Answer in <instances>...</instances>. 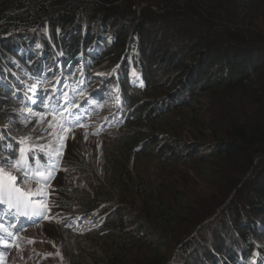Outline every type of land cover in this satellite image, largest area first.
<instances>
[{"label": "trees", "instance_id": "16d2710c", "mask_svg": "<svg viewBox=\"0 0 264 264\" xmlns=\"http://www.w3.org/2000/svg\"><path fill=\"white\" fill-rule=\"evenodd\" d=\"M123 16L132 25L127 34ZM164 16L172 19L169 28L175 29L178 42H172L170 52L150 47L156 41L150 24ZM104 37L110 38L108 45ZM36 47L41 48L40 56ZM131 47L139 56L141 87L131 84L128 64L121 62ZM92 48L112 55L108 69L121 67L108 73L104 82L106 89L116 86L120 91V117L113 115L100 128L101 134L114 129L119 133L111 138L110 148L89 163L79 161L75 151L69 157L64 151L58 157L60 169L48 178L55 185L64 168L86 176L90 183L87 190L60 186L58 181L55 191L59 195L55 198L54 191L51 198V207L64 213L59 224V254L65 263L264 264V0H0L2 80L10 78L4 72L12 61L33 74L43 66L51 68L52 77L58 70L54 65L57 54L63 57L64 68L67 62L83 58L81 71L90 77L98 73L95 67L101 72L98 58L88 55ZM158 72L166 77L159 84L153 76ZM200 96L221 106L219 123L211 125L217 131L209 132L213 145L202 143V137L179 155L178 144L172 145L178 141L174 138L178 130L168 129L170 122L182 120L193 127L197 122L211 131L200 112L187 116ZM138 97L156 100L140 104ZM18 102L12 90L0 88V130L8 137L0 141V158L14 155L19 159L23 147L27 167L41 168L53 154L51 148L30 139L20 145L16 141L26 136L27 129L15 123L13 133L4 125L5 113H14ZM9 143L11 151L6 150ZM205 145L208 154L193 158ZM30 147H35L36 159ZM189 159L198 165L202 176H195L203 183L218 178L227 186L219 190L218 207L193 222L194 229L208 224L218 228L208 236L204 230L192 234L193 229L181 239L176 230L182 217L191 213L186 210L196 203V197H177L179 183H168L166 172L174 169L170 175L176 176L179 160ZM217 160L223 164V176L211 167ZM255 165V174L245 178ZM228 199L220 217L217 214L209 220ZM131 211L134 219L128 221L124 215ZM67 214L91 221L88 231L92 232L86 239L92 252H85L82 237L66 228ZM149 224L153 230L148 233L145 226ZM169 241L174 247L180 245L176 252L171 251L172 244L164 245ZM259 242L261 249L255 246ZM163 247H168L165 253Z\"/></svg>", "mask_w": 264, "mask_h": 264}, {"label": "rangeland", "instance_id": "374dc122", "mask_svg": "<svg viewBox=\"0 0 264 264\" xmlns=\"http://www.w3.org/2000/svg\"><path fill=\"white\" fill-rule=\"evenodd\" d=\"M123 21H125L123 24L124 29H128L126 31L127 34L132 29V25L128 23L130 21L126 20V16H123ZM171 22L172 19L169 16H164L163 18L155 19L152 21V23L150 24V27L152 28L149 31L151 32L150 34L154 32L156 33V41L150 44L151 49L153 48V50L155 51L166 50V52H170L173 50L172 42H177L175 41V39L177 38L174 35L175 29L169 28ZM85 28L86 26H84V29ZM94 28L95 27L92 25L93 31ZM44 33L46 35V28L44 30ZM46 38L49 39L47 35ZM104 40L107 41V45L110 43V38L105 39L104 37ZM39 48L40 47H36V50H38ZM54 50L58 51L56 49ZM133 51L134 49H132L131 47L129 53L124 56L121 62L124 61L128 64L131 84L137 87H141L142 83L137 66L139 56L134 55ZM106 53H108V50H106ZM88 55L92 58H98L97 62H100L99 67L101 69L100 72L96 69V67L93 68V70L98 73L93 74L94 76L90 78V80L93 81V85L90 88H87L85 84H82V79H75V75L80 69V62H73L68 66L67 69H62V71H59L55 75V80L53 82H49L48 78L46 77H42L40 79L36 78V82H34L32 85H28L27 82V86L24 87L23 96L26 101H28L29 97L33 96L34 91L38 92L39 97L41 98L48 96L53 99H60L62 97V94H67L66 98L69 101H77L79 105L78 108L73 107L71 103L69 104V108L71 109L73 116H75L76 113H79L78 126L71 129L64 128L62 130L61 126L63 124V120L60 117H57L55 121H53L51 115L45 117L43 120L40 121V123H37L40 118L31 114L27 115L28 113H30L27 105H25V103H18L14 108V113H5L4 115V125L6 129L14 133L15 128H17L14 127V124L20 123L22 128L27 129L25 135L33 142L41 143L43 147L51 148L56 151L59 155H62L65 151L68 153V157L71 155V152L75 151L77 154H79V157L77 159L79 161H85L86 163L92 162L93 159H96V157L100 155L104 149H109L111 146L110 143L112 139H114L117 133L119 132L114 129L110 131V134L108 135H106L107 132L101 134L100 127L103 124V121L107 119L110 114L115 112L114 107H116V103L114 93L118 92V88L116 86H113L112 89H108L106 92H104L98 87V85L101 84V81L105 82V78L108 73L112 71H118L121 67L120 64H117L114 69H108L112 66L111 64H107L108 57H111L112 55L106 54V56L98 48H92ZM185 63L188 64L190 62H188L187 60ZM20 66L21 65L19 63L12 61L11 64L8 66L7 71L4 73L6 75H8V73H11V77L13 79H23L24 76L20 73ZM153 68L154 67H152V69ZM153 76L155 82H158V84L162 83L166 79L162 72H158ZM0 88L3 87L0 85ZM111 91H113L114 93H111ZM150 99H152V101L156 100V98L147 99L138 97L137 101H140V104H142L143 102H147ZM212 103L213 102H211V100L202 98V96L198 97L196 101L190 106L189 111H187V116L192 115L194 117L196 116V113L199 114L200 112V115H204L206 125L208 124V126L210 127L211 125H217L219 122H217L216 119L218 118V115L220 113L221 106H213ZM43 111L44 109L42 107H39L37 112ZM185 113L186 112L181 113L179 117H181L182 119V117L185 116ZM15 116H17L18 120L15 119ZM179 117H176V119H179ZM49 123L52 124V127L49 130L51 133L50 135L43 132L44 129L48 128ZM191 125H193V123ZM191 125L186 124L182 120L179 123L175 124H172L171 122L169 123L168 129L175 128L178 130L177 135H173L174 138L178 141L172 142V145L175 146L176 144H178L176 147L178 148L177 153L179 155L183 154L186 149L190 150V148H192V144L200 143V138L202 137H204L205 140L202 141V143L207 144L208 147L209 145H213V139L209 136V132H216V127L214 129L211 127V131H208L206 129H202V127L199 126L197 122L196 127H193ZM42 135L43 138H40ZM206 147L207 146L205 145V149H203L199 154L194 155L193 158L199 157V155H207L208 147ZM56 163V161L49 163V169L56 168ZM92 164L93 163H90L89 165ZM256 165L253 170L246 175L245 178H248V176L255 174L256 167L258 166ZM0 167H2L5 172L9 173L12 176H16L18 178L23 177V174L21 172H17L16 169L10 167L7 164L0 165ZM211 167L213 168V171L215 173H220V175L222 176L224 175L225 171H223L222 169L223 164L220 162V160L213 161V165ZM175 168L177 169V172H180L176 176L170 175V173L173 172L174 169H167L166 172V174L169 176L168 183H179L177 189L180 190L181 193L174 194H176L177 197H181V195L196 197V203L192 205L191 209L186 210V212L191 210V213L187 216L182 217L183 219L181 220V226L179 227V229L176 230L177 233L181 232L182 239L184 233L187 234L189 233V231L191 232L194 229L195 225H193V222L199 221V216H201L200 218H202L204 214H207L211 210L212 207H218L220 198L222 197L220 195L221 191L219 190L226 189L227 184L219 181L218 178H214L212 180H208L207 183H203L200 179L195 176V173H197L196 175L198 176L202 175L199 174V172L201 171L199 170L198 165L195 164L194 161L191 159L179 160V163L175 166ZM62 171L63 173L61 174V178H58L59 180H57V182L59 181L58 183L60 186L88 190L90 183H88V178L86 176L78 174L77 172L74 173V171H71L69 173V171L64 168ZM56 183L55 185L53 184V186L50 188L52 194H54V191L56 189ZM17 186H19L23 192H26L28 194H31L32 191H35L36 189V186L31 181H29L28 183H21L19 179L17 180ZM57 191L58 190H56L55 193ZM58 195L59 194L56 193L55 198H57ZM43 196L44 192H40L38 198H42ZM228 203L229 199L225 200V202L223 203L224 205L222 204V207L216 209V214H214L209 220L214 218L217 214L220 217V214H222V209L229 205ZM7 207V205H2L0 206V209L2 208L3 213H7V211H9ZM23 209L31 210V207L28 206V208ZM132 213L133 212L131 211L125 214L124 217H126L128 221L130 219L133 220L134 217ZM52 215L53 219L48 222L44 218H42L41 220L39 217H34V219L36 220L35 223H33L31 226H26L22 228V230L16 232L15 240H11L7 243L11 245V248L7 250L5 257L0 258V262H6V264H66L62 256H60L59 254L61 245V234L59 232V224L64 213L60 214L57 210L53 209ZM64 218L68 220L66 228L71 229V231L75 232L74 234L76 237H82L81 247L84 249V251L92 252V248L89 245V241L86 239L87 236L92 232L88 231L91 227V221H88V217L73 216L72 214H67V217ZM201 224H206V221L202 222ZM213 225L215 224H208V226H204L201 229L198 228V225L195 227L196 229H194L192 234H195L196 232L197 234H200V232L204 230L202 233H206V236H208L209 233L212 232V230L218 228L217 226L214 228ZM151 229L152 227L150 226V224L145 226V232L149 233ZM7 233L8 232H5L4 234ZM4 236L5 235H3V237ZM226 236L228 237L229 235L226 233ZM148 238L150 240H154L155 236L149 234ZM170 244H172L173 246V243L170 241L166 242L164 245L169 247ZM172 246L170 248H172ZM255 246L256 248L261 249L260 247L262 246V243H256ZM168 247H163V253L168 250ZM176 247H180V245H177ZM176 247H174V249L171 251L176 252V249H178ZM198 255L200 256V254ZM87 262L91 263L89 259L87 260Z\"/></svg>", "mask_w": 264, "mask_h": 264}, {"label": "snow or ice", "instance_id": "6c2138e0", "mask_svg": "<svg viewBox=\"0 0 264 264\" xmlns=\"http://www.w3.org/2000/svg\"><path fill=\"white\" fill-rule=\"evenodd\" d=\"M66 96L67 94H62V97L60 99H53L48 96L41 98L39 97V93L34 91L33 96L29 98V102L34 106L42 107L44 111L36 112L35 109H29V112L31 113V115L40 118L37 123H40V121L45 117L51 115L53 121H55L57 117H60L63 120V124L61 126L62 130L64 128H74L79 125V113H76V115L73 116L71 109L69 108V104L71 103L74 107L77 108L79 107V105H75L74 102L69 101ZM51 127L52 124L49 123L48 128L44 129L43 132L50 135L51 133L49 130L51 129ZM7 138L8 137H6L5 133L0 130V141H3ZM40 138H43V135ZM28 139L29 138L25 136L22 137L19 141H16V143L23 145ZM7 147L9 149H12V144L9 143ZM28 151L31 153L32 159H36L35 147H30ZM19 152V159H16L14 155L9 159H0V165L7 164L10 167L16 169L17 172H23V177L18 178L5 172L3 168L0 167V180L3 181L0 182V206L7 205L9 209L15 207L18 210L22 207L28 208V206L32 203V201L28 199L29 194L26 192H22L20 187L17 186L18 179L21 183L29 182L27 165L25 163H22V161L25 160L26 156L25 149L21 147L19 149ZM22 215L27 216L29 219H32L33 217L47 218L42 211L36 208H33L31 213L25 211L22 213ZM10 235L11 233H9V236ZM0 239H4V237L0 236Z\"/></svg>", "mask_w": 264, "mask_h": 264}]
</instances>
